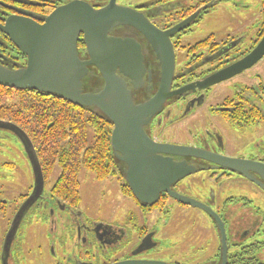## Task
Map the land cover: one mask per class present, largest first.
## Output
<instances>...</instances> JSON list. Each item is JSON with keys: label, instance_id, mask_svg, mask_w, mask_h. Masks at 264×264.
<instances>
[{"label": "flooded vegetation", "instance_id": "1", "mask_svg": "<svg viewBox=\"0 0 264 264\" xmlns=\"http://www.w3.org/2000/svg\"><path fill=\"white\" fill-rule=\"evenodd\" d=\"M70 1L0 0V26L20 12L34 15L42 24ZM85 1L98 9L110 2ZM240 1L139 0L124 5L144 14L163 32L194 17L171 37L175 53L172 91L184 92L168 99L144 127L156 144L202 154L184 159L196 173L173 185L175 196L162 192L157 203L143 205L114 157L111 177L100 181L85 172L79 196L70 195L61 180L63 168L57 166L45 176L36 152L41 187L19 137L11 129L0 128V138L10 139L25 158L29 176L0 180V264H264V212L255 205L264 202V56L254 63L245 62L264 38V0L254 17L242 21L233 34L222 38L213 34L194 44L184 43L206 15L223 3L238 6ZM120 34L142 47L151 77L147 73L140 89L134 88V101L148 102L160 86L157 56L136 31ZM85 47L82 36L78 49ZM0 64L13 70L27 65V56L1 30ZM230 69L236 73L223 80V72ZM211 82L215 83L207 85ZM0 122L20 128L3 119ZM113 130L111 125V137ZM222 158L225 161H217ZM2 167L18 170L9 162ZM86 179L107 182L88 205L82 197ZM114 183L121 185V197L111 194L107 199Z\"/></svg>", "mask_w": 264, "mask_h": 264}, {"label": "water", "instance_id": "2", "mask_svg": "<svg viewBox=\"0 0 264 264\" xmlns=\"http://www.w3.org/2000/svg\"><path fill=\"white\" fill-rule=\"evenodd\" d=\"M20 13L9 17L0 30L27 56V65L13 70L0 64V86L56 97L106 120L114 126L113 157L134 196L143 205L157 203L162 192L175 196L173 185L196 173L184 159L201 158L202 154L185 147L156 144L144 127L168 99L184 92L172 91L175 53L171 37L194 17L163 32L144 14L118 5L117 0L99 9L85 0H72L56 8L42 24L34 20V15ZM122 30L141 35L151 45L161 67L157 93L142 104L135 103L134 88L140 89L144 76L149 73L151 77V72L146 69L139 42L121 36ZM82 36L86 46L83 51L78 49ZM263 56L264 38L245 62L254 63ZM223 73L222 79H228L236 69ZM0 128L11 129L19 137L42 187L40 163L31 140L11 123L0 122ZM222 160L225 161H217ZM261 176L264 179V173ZM261 187L264 189V185Z\"/></svg>", "mask_w": 264, "mask_h": 264}, {"label": "trees", "instance_id": "3", "mask_svg": "<svg viewBox=\"0 0 264 264\" xmlns=\"http://www.w3.org/2000/svg\"><path fill=\"white\" fill-rule=\"evenodd\" d=\"M0 119L28 135L45 176L57 166L63 168L61 180L67 194L79 196L85 172L100 181L111 177V124L92 112L39 92L0 86Z\"/></svg>", "mask_w": 264, "mask_h": 264}, {"label": "rangeland", "instance_id": "4", "mask_svg": "<svg viewBox=\"0 0 264 264\" xmlns=\"http://www.w3.org/2000/svg\"><path fill=\"white\" fill-rule=\"evenodd\" d=\"M137 1L139 0H118V4L120 6H124ZM189 1H191V3H195L199 0ZM237 5L238 6L232 5V3H223L218 6L216 10L206 15L200 25L192 28V32L188 33L184 38V43L188 42L190 44H194L213 34H215L218 38L227 37L228 35L233 34V31H235L238 26L242 24V21L248 20L250 16L254 17L256 10L260 8V0H241ZM242 6H247L250 10H244ZM6 101H9L10 103L12 100ZM0 143H2L1 146L3 151V154L0 155V180L5 179V177H12L15 179H22L26 177L28 179V166L25 163V158H21L17 146L6 137H1ZM7 162L16 165L18 170L14 171L9 168H3L2 165ZM81 178H83V176H81ZM106 183H96L89 179L83 180L82 197L84 203L88 205L93 194H96L98 191L102 192L106 188ZM113 185L114 187H112L111 193L110 191L107 192V199L112 196L111 194L121 197V185L119 183H114ZM246 196L248 195L246 194ZM255 205L262 207L264 212L263 201L262 205L260 204L261 206L256 202ZM258 240L261 239L258 238Z\"/></svg>", "mask_w": 264, "mask_h": 264}]
</instances>
